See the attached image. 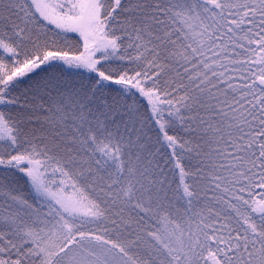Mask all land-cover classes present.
Masks as SVG:
<instances>
[{
    "label": "snow or ice",
    "instance_id": "obj_1",
    "mask_svg": "<svg viewBox=\"0 0 264 264\" xmlns=\"http://www.w3.org/2000/svg\"><path fill=\"white\" fill-rule=\"evenodd\" d=\"M0 264H264V0H0Z\"/></svg>",
    "mask_w": 264,
    "mask_h": 264
}]
</instances>
